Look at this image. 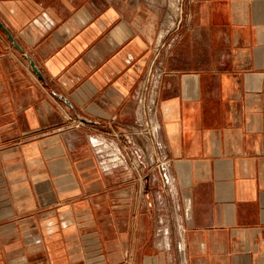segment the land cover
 <instances>
[{"label":"crops","instance_id":"1","mask_svg":"<svg viewBox=\"0 0 264 264\" xmlns=\"http://www.w3.org/2000/svg\"><path fill=\"white\" fill-rule=\"evenodd\" d=\"M166 4L0 0V264H264V0Z\"/></svg>","mask_w":264,"mask_h":264},{"label":"water","instance_id":"2","mask_svg":"<svg viewBox=\"0 0 264 264\" xmlns=\"http://www.w3.org/2000/svg\"><path fill=\"white\" fill-rule=\"evenodd\" d=\"M0 28L6 33L9 41L12 43V45L14 47H16L19 51H21L22 53H24V50L22 49V47L18 44V42L15 40L14 36L12 35V33L5 27V25L3 24V22L0 20ZM26 58L29 60L30 62V66L33 70V72L42 80L45 81L44 76L41 72V70L38 68V66L36 65L34 59L29 55V54H25ZM62 99L67 100L65 97L61 96ZM81 120L83 122H87V123H92V121L86 119V118H81Z\"/></svg>","mask_w":264,"mask_h":264},{"label":"bare ground","instance_id":"3","mask_svg":"<svg viewBox=\"0 0 264 264\" xmlns=\"http://www.w3.org/2000/svg\"><path fill=\"white\" fill-rule=\"evenodd\" d=\"M180 2H181V0H172V5H171V10H172V12L173 13H175V16H176V14H177V12H178V4H180ZM173 16V15H172ZM174 19V18H173ZM160 43V42H159ZM157 73V72H156ZM156 75V74H155ZM160 75V74H159ZM158 79V78H157ZM155 94V93H154ZM154 101V100H153ZM143 102V101H142ZM152 103V102H151ZM155 108V107H154ZM153 110V109H152ZM151 110V111H152ZM153 114H154V112H153ZM154 117H156L155 115H154ZM156 119V118H155ZM159 127V126H158ZM157 130V129H156ZM160 135V134H159ZM166 164V163H165ZM168 170V169H167ZM174 194V193H173ZM177 195V194H176ZM177 210V209H176ZM161 238V237H160Z\"/></svg>","mask_w":264,"mask_h":264},{"label":"rangeland","instance_id":"4","mask_svg":"<svg viewBox=\"0 0 264 264\" xmlns=\"http://www.w3.org/2000/svg\"><path fill=\"white\" fill-rule=\"evenodd\" d=\"M166 2H167V4H166V6H162V9H164L167 13H170L171 14V6H169L168 4H169V2H168V0H166ZM181 11V6H180V4H178V12L177 13H179Z\"/></svg>","mask_w":264,"mask_h":264},{"label":"built area","instance_id":"5","mask_svg":"<svg viewBox=\"0 0 264 264\" xmlns=\"http://www.w3.org/2000/svg\"><path fill=\"white\" fill-rule=\"evenodd\" d=\"M161 168H162L163 171H165V168H164L163 166H161ZM163 178H164V180L167 182L168 177H167L165 174H164Z\"/></svg>","mask_w":264,"mask_h":264}]
</instances>
